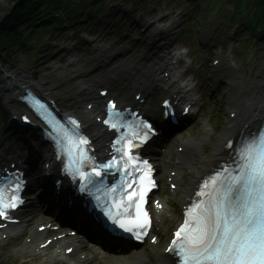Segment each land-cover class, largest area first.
<instances>
[{
    "label": "rangeland",
    "instance_id": "1",
    "mask_svg": "<svg viewBox=\"0 0 264 264\" xmlns=\"http://www.w3.org/2000/svg\"><path fill=\"white\" fill-rule=\"evenodd\" d=\"M104 4V14H93V17H97L94 25L83 19L72 28L63 24L54 33L40 30L37 36L27 42V50L16 44L0 51L4 64L0 67V103L5 104L2 87L7 80L4 70L11 74L20 72L31 76L32 81L46 90L61 107L82 118V111L74 100V92L79 84L87 80L108 82L109 78L121 74L125 80L120 85H112L111 89L118 100L123 102L130 94V83L121 66L140 63L141 57L146 56L150 59L143 63L153 67L156 58L151 56L153 52L147 48L152 42L157 47L165 43L161 35L156 34V39L154 38L156 25H163L168 34L172 35L170 50L187 51V57L179 64L178 69L185 71L183 79L189 85L196 86L195 93L201 98L196 105L198 114L193 116L185 129L175 135L168 149L175 150L179 139L195 138L207 130L208 137L203 142L202 154L195 161V165L200 166L211 151L213 140L215 142L222 138L227 122L229 97H236L239 88L255 82L264 69V29H256L251 33L246 28L247 19L232 21V0H222L220 4L219 0H105ZM9 7L6 0H0V20ZM198 8L213 10L201 19ZM121 10L129 12L123 14ZM142 27H146L144 33L140 31ZM21 35L23 38L27 37L28 31H22ZM81 36L84 38L81 39ZM3 37L4 33L0 31V40ZM88 42H91V46ZM8 50H12V53L2 57ZM99 50L105 52L102 58ZM104 57L107 58L106 61L109 59L107 69L100 68L103 67L101 61ZM214 57L221 60L216 68L211 63ZM226 62L235 70V79H230L233 74L230 72L231 66ZM112 68L114 70L109 73L108 70ZM139 76L142 81L143 78ZM3 127L0 121V136L5 138L6 144L13 145L14 138L10 140L5 137L6 130ZM156 165L159 163L156 162ZM161 165L160 178L164 183V176L172 166L165 162ZM184 174L181 187L186 186L192 177L187 170ZM164 189L160 195L171 205L175 199L170 193L166 194ZM31 227H24L22 234L30 233ZM168 227L169 223L165 222L164 228ZM162 230L160 236L165 234ZM164 240L155 247L144 246L132 250L131 252L143 257L141 262L134 260L129 254H108L109 258L104 264H157L153 252L162 249ZM19 243L18 238L0 240V264H45L43 259L29 262L21 258ZM89 254L94 258L100 253L89 251ZM89 264L97 263L91 261Z\"/></svg>",
    "mask_w": 264,
    "mask_h": 264
},
{
    "label": "snow or ice",
    "instance_id": "2",
    "mask_svg": "<svg viewBox=\"0 0 264 264\" xmlns=\"http://www.w3.org/2000/svg\"><path fill=\"white\" fill-rule=\"evenodd\" d=\"M33 107L49 124V135L55 140L60 156H67L65 171L74 179L79 176L80 190L94 195L98 203L102 192L105 216L113 225L139 239L141 232L136 229L143 230L150 224L143 202L150 186H154L147 161H142L143 168L138 165L129 168L134 159L132 149L139 145L120 137L113 149L121 155L97 164L88 155L89 141L81 135L76 120L69 118L72 127L68 128L51 119L43 104L37 101ZM115 108V104H109L104 123L119 132L124 125L120 122L122 114L114 111ZM141 124L146 131H136L133 137L142 144L153 129L150 124ZM227 147L232 148L231 142ZM234 151L232 163L236 167L225 166L205 180L196 195L206 199L193 203L175 234L176 239L167 249L179 256L180 264H264V130L244 138ZM86 167H91V172L85 171ZM113 171L120 173L121 179L108 186L103 178ZM137 172L141 173L139 177ZM21 186L22 181L16 174L0 176V217L7 218L9 209L17 206ZM128 188L132 191L128 192ZM133 207L135 215L130 211Z\"/></svg>",
    "mask_w": 264,
    "mask_h": 264
},
{
    "label": "bare ground",
    "instance_id": "3",
    "mask_svg": "<svg viewBox=\"0 0 264 264\" xmlns=\"http://www.w3.org/2000/svg\"><path fill=\"white\" fill-rule=\"evenodd\" d=\"M170 35L167 34L165 36V39L167 40L166 44L170 43ZM153 49H156L154 47ZM151 49V50H153ZM159 50V49H158ZM100 54H103L104 52H101L99 50ZM161 56L159 59L160 64L158 65V70H153V67L151 66H143V64L139 65L137 63H131V67L128 68V70L133 72H139L140 70H143L142 76L146 79V85H139V82L135 76V79L132 78V84L135 85L134 87V96L137 92L140 93V95L143 97V99H147L148 97H151L152 102L148 104L147 107H144V103H140V101L133 99H128L126 101V105L129 103H133L135 106H139L140 110L152 115L157 110V104L161 100L162 97L168 95L170 98L178 99V101H182V104L188 103L191 100L190 97V90L188 89V86H182L179 83H177L178 79H174L176 75V71L172 74V71L175 69L174 66L178 64L177 59H175L174 56H170L168 53H162L161 50L159 51ZM145 58V56H144ZM146 59V58H145ZM176 60V61H174ZM174 61V62H173ZM128 66V65H127ZM101 69H104V66L100 67ZM125 67H122L121 69H124ZM114 69H109L108 72L111 73ZM137 70V71H136ZM158 71H161L163 73H168L169 76L165 78V76H162L160 79L158 78ZM234 69L230 68L231 77L230 79L236 78V73H234ZM12 78L5 77V80H7L3 87H2V93H3V100L5 105L14 111H23V108L16 100L17 97V90L20 89L21 86H25L28 88L33 89L35 92L40 91V86L32 81V77L23 73H17L12 74ZM88 75V74H87ZM88 77H90L88 75ZM122 77V75H121ZM180 77V76H179ZM72 83V82H70ZM114 82L111 81V83H102L105 85L110 86L109 84H112ZM100 85V84H97ZM86 86L89 88L88 84ZM156 87V88H155ZM154 89H156L154 91ZM162 97L158 99V96L161 95ZM74 99L77 100V104H81L79 106V109L81 108L82 113H84L87 116V120L83 122V125L85 126V129L89 131L91 136L96 140L97 148L100 149L101 147V140H102V131L100 130V127L97 124H92L91 121L93 120L91 117L94 116V114H99L98 110L99 107L102 105V99L99 96L94 95L92 92L90 93H82L79 90V87L74 92ZM229 113L236 114L234 118H228L229 120L226 122L225 127L222 132V138L219 140H216L214 142L211 148V151L207 154V156L204 157V161L200 166L195 165V161L197 157L201 156L202 150H203V142L208 137V132L204 130L202 132V135H199L195 138H189L186 140H179L178 146L182 147V151L180 153L177 152H171L167 153V158H170V156H173L177 163L175 164V169L177 177L175 178L177 183H180L181 175L185 167H187L191 174L192 178L187 186V189L182 191L183 194V200H181V203L185 200L186 197L190 195L191 190L194 188V185L200 180L204 175H206L210 169L213 167H216L221 158H223L228 151L224 149L225 141L233 136L236 132H238L243 126H249L252 127L257 123V120L261 117L263 110H264V69L261 71L260 76H257L255 79V82H251L250 85L244 86L238 89L237 96L236 97H229ZM92 103V109L90 111H84L85 104L86 106ZM76 104V105H77ZM96 115V116H97ZM95 116V117H96ZM95 121V120H94ZM11 147H7L6 149V155H10L7 153ZM1 157V154H0ZM16 159V158H14ZM22 159L21 157L19 158ZM4 159H1L3 161ZM38 181V180H37ZM32 184H36L34 180L31 181ZM189 188V189H188ZM185 196V197H184ZM182 198V197H181ZM180 198V199H181ZM179 203V202H178ZM165 211H160L155 214L157 218H166ZM20 218V225H9L6 227V229L0 231L1 235L6 234L7 236H12L13 233L18 232L19 230L23 229L29 224V218L32 220L34 219H41L45 223H51L56 222L66 224V221L60 222L56 220L53 216L46 217L45 214H40L39 210H37L35 207L33 208V204L29 205V209L24 212L22 215L19 216ZM61 219H65L64 216L60 217ZM63 228H65L67 225L73 226L76 230H80L81 232V239H89L96 238L95 233L91 232L89 228L86 226V224L81 219H74L68 221ZM61 234H64L62 232ZM43 233H36V231L33 232L30 242L24 246L21 249V254H23L25 257H32L35 258L37 256L42 257L44 255L46 262L48 263H55V264H64V262L68 263L71 261H74L75 258L83 257L82 259H77L75 262H78V264H89L91 261H95L97 264H104L107 262L109 255L106 252H103L98 255V257L91 258V255L87 253L82 243L79 242L78 239H69L68 237L64 236L60 240L57 239L55 242H53L48 248L46 249H40V244L42 243L41 238L43 237ZM98 240H102L100 236H98ZM107 243V242H106ZM73 247L74 251L72 254L66 256L61 253H57L56 251L53 252V250H63V247ZM101 248H103L100 245ZM96 251V250H94ZM155 260L157 264H167L170 259L169 257H166L163 255L161 250H156L153 252ZM97 255V254H95ZM130 256L138 261L141 262L143 260V257L140 254L136 253H130ZM128 264V263H123ZM131 264V263H129Z\"/></svg>",
    "mask_w": 264,
    "mask_h": 264
},
{
    "label": "trees",
    "instance_id": "4",
    "mask_svg": "<svg viewBox=\"0 0 264 264\" xmlns=\"http://www.w3.org/2000/svg\"><path fill=\"white\" fill-rule=\"evenodd\" d=\"M10 5L0 20V31L4 37L0 40V51L19 44L24 50V41L33 38L39 30L58 31L62 25V18L68 26L78 21V14L87 17L89 22L94 19L88 8L93 7L99 12L103 0H6ZM233 11L231 20H245L246 28L253 33L256 29L264 27V0H232ZM2 9H0V13ZM252 12V13H251ZM251 13V14H250ZM248 14L250 17L248 18ZM28 31L26 40L22 31ZM12 53L8 50L2 57ZM0 57V62H2ZM3 120H5L2 117Z\"/></svg>",
    "mask_w": 264,
    "mask_h": 264
}]
</instances>
